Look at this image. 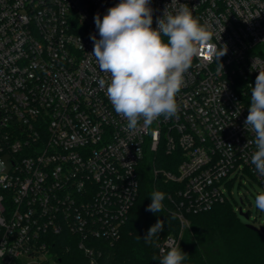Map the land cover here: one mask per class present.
I'll return each mask as SVG.
<instances>
[{
  "label": "built area",
  "instance_id": "2783aa9c",
  "mask_svg": "<svg viewBox=\"0 0 264 264\" xmlns=\"http://www.w3.org/2000/svg\"><path fill=\"white\" fill-rule=\"evenodd\" d=\"M119 2L0 0V264H60L50 246L65 230L97 264L91 239L119 237L142 164L160 151L170 155L169 168L153 163L152 172L173 184L168 197L181 224L161 254L180 244L187 214L228 199L232 173L264 188L245 125L264 71V0H178L209 27L210 44L227 52L215 62L202 48L176 94L177 114L147 127L141 120L136 131L100 88L109 75L91 56L96 15L102 20ZM170 4L150 0L153 28Z\"/></svg>",
  "mask_w": 264,
  "mask_h": 264
},
{
  "label": "clouds",
  "instance_id": "9594fccd",
  "mask_svg": "<svg viewBox=\"0 0 264 264\" xmlns=\"http://www.w3.org/2000/svg\"><path fill=\"white\" fill-rule=\"evenodd\" d=\"M149 4L150 0H120L102 20L96 15L100 38L91 37L94 42L91 56L100 70L109 75L108 81L101 78L98 84L101 89L106 88L114 111L127 120V129L131 131L138 130L141 120L143 127H147L161 116L170 119L177 114L176 94L193 57L199 56L202 48L208 49V59L215 62L227 52L226 46L217 48L210 44L211 30L194 17L187 4L171 0L156 28L152 27ZM169 7L175 12H169ZM218 67L222 70L223 66ZM245 125L255 135L257 150L251 163L264 176V71L259 72L252 88ZM150 197L152 202L146 210L161 212L165 193L157 190ZM255 206L264 212V192L255 197ZM163 228L164 221L157 220L145 235V243L154 244L153 238ZM164 251L162 248L161 253ZM186 257L179 245H170L160 264H182Z\"/></svg>",
  "mask_w": 264,
  "mask_h": 264
},
{
  "label": "trees",
  "instance_id": "16d2710c",
  "mask_svg": "<svg viewBox=\"0 0 264 264\" xmlns=\"http://www.w3.org/2000/svg\"><path fill=\"white\" fill-rule=\"evenodd\" d=\"M170 155L160 151L158 160L148 157L142 164L139 195L131 207L128 219L121 226L119 237L114 240L91 239L97 264H160L163 254L159 246L169 235H176L181 224L174 213L175 207L168 197L173 189L161 175L154 176L152 165L162 171L169 168ZM165 193L161 212L147 211L154 191ZM190 228L183 231L179 244L187 254L182 264H264V234L242 222L227 199L210 210L187 214ZM157 220L164 221V228L154 237V244L145 243L144 237ZM76 235L69 230L53 235L55 244L50 246L60 264H90L89 257L78 246Z\"/></svg>",
  "mask_w": 264,
  "mask_h": 264
},
{
  "label": "rangeland",
  "instance_id": "374dc122",
  "mask_svg": "<svg viewBox=\"0 0 264 264\" xmlns=\"http://www.w3.org/2000/svg\"><path fill=\"white\" fill-rule=\"evenodd\" d=\"M3 160L9 165L8 157H3ZM3 172H0V174H3ZM226 181L230 184L232 194L228 191L227 187H225V193L228 195V199L232 203V208L239 219L244 223H253L257 226L264 225V212H261L255 206V197L264 192L263 186L248 173L237 176L236 172H234ZM240 207L243 208V211H249V218L240 215ZM190 226L191 223H189L188 227L190 228Z\"/></svg>",
  "mask_w": 264,
  "mask_h": 264
},
{
  "label": "water",
  "instance_id": "95a60500",
  "mask_svg": "<svg viewBox=\"0 0 264 264\" xmlns=\"http://www.w3.org/2000/svg\"><path fill=\"white\" fill-rule=\"evenodd\" d=\"M239 213H240V215H243L245 218H249V216H250L249 211H243L242 207L239 208ZM246 225L250 228L261 231L264 234V225L257 226L253 223H246Z\"/></svg>",
  "mask_w": 264,
  "mask_h": 264
}]
</instances>
